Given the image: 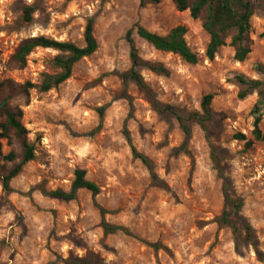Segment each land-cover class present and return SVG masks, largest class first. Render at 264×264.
Segmentation results:
<instances>
[{"label": "clouds", "instance_id": "clouds-1", "mask_svg": "<svg viewBox=\"0 0 264 264\" xmlns=\"http://www.w3.org/2000/svg\"><path fill=\"white\" fill-rule=\"evenodd\" d=\"M21 2L28 8L37 4ZM14 3L0 0V37L11 42L9 52L18 44L36 45L24 53L35 68L27 73L9 70L6 53L0 56V81L12 77L22 89L25 81L31 83L7 106L17 112L18 123L23 109L28 128L24 140L33 159L23 163L14 130L5 136L0 127V168L20 167L7 190L5 172H0V264H69L70 252L81 261L93 253L98 264H260L253 242L264 253V144L255 153L245 147L254 140L256 117L249 113L259 97L253 91L240 103L235 78L239 72L254 80L262 77L252 71L250 61L237 71L238 45L231 36L224 45L229 56L219 63L199 70L181 66L169 78L140 73L161 106L203 116V95L215 94L216 111L227 116L222 128L210 132L194 123L189 137L175 116L162 120L142 93L133 92L131 103L114 95L132 67L128 32L140 39L144 18L157 15L152 5L141 7L142 0H72L62 10L68 0H40L31 20L23 21L22 13L10 8ZM47 16L52 24H45ZM90 20L107 54L91 58L81 79L74 73L57 83L65 69L55 61L70 53L44 48L40 38L68 42L72 35H82ZM252 20L257 33L264 31V14L254 13ZM151 30L168 35L155 22ZM211 43V33L205 34L200 51ZM137 48L144 59L158 58L146 54L154 53L147 41ZM97 78L103 83L94 87L90 81ZM101 108L106 119L98 112ZM258 115L264 121V107ZM6 119L0 115V124ZM238 133L245 139L235 138ZM13 152L14 159H4ZM58 190L62 196L50 195ZM74 193L75 198L65 199ZM224 213L248 224L252 239L239 225L234 231L221 224ZM203 221H209L207 227Z\"/></svg>", "mask_w": 264, "mask_h": 264}, {"label": "trees", "instance_id": "trees-1", "mask_svg": "<svg viewBox=\"0 0 264 264\" xmlns=\"http://www.w3.org/2000/svg\"><path fill=\"white\" fill-rule=\"evenodd\" d=\"M174 8L177 11H189V15L193 19H197L200 14L204 11L206 16L203 19L202 27L207 33H211L212 35V43L207 46L205 50V56L211 60L213 59L215 53L218 48L225 44L226 37L232 33L231 42L233 45H238V50L236 56L234 57L238 61H242L245 56L249 53L250 48L246 43V37L250 31V17L253 14L252 4L248 0H171ZM257 3H263L262 0H254ZM157 3L158 0H142L141 6L145 5V3ZM32 8H28L26 6L22 7L23 17L26 21L31 19ZM93 21H88L86 27L83 32V46H78L72 42H60L57 40H47L45 38H40V45L44 48L55 47L60 48L62 50L70 53L67 57L60 56L57 57L55 63L56 65H63L65 69V73L62 77H59L57 83L60 81L67 80L72 72L73 65L78 62L83 57L91 55L97 48V41L93 34ZM185 27L178 25L171 28L168 31L167 36H161L157 33L151 32L144 28L143 26L139 27L138 36L143 41H147L151 47L155 50L170 52L178 55L183 61L188 64H195L197 62V55L190 50L185 39ZM32 40H36V37H32ZM128 43L133 45L132 50L130 52L129 59L132 62V67L123 74V81L127 78L131 79L137 86L141 89L145 90L148 93L150 98V102L152 107L157 112H169L173 114L176 119L180 122L183 131L190 136V126L188 124V120H195L199 123L203 128L205 127V122L208 121L212 116L211 111V100L213 95L211 93L205 94L202 97L201 107L204 110V115L200 116L199 113L193 112L189 113L187 119L177 115L174 112L173 107L170 105L161 106L156 103L154 97L150 95L147 91L146 86L141 78V76L137 72V68L140 66H145L148 69L157 72L162 75H167V69L161 64H150L146 61H142L137 54L134 42L131 38V32H128ZM36 47V45L32 43L26 44H18L16 48L13 50L15 54L10 55L9 63L14 68L21 69L26 66L27 60L25 59L24 53L29 49ZM236 82L240 84L243 88L238 93L239 98H244L252 91H256L259 97V100L254 104L252 109V114L256 117L253 122V137L254 141H264V128L261 129L259 127V123L261 121V117L258 115L260 109L264 107V80H254L248 79L243 76H236ZM7 81L0 82V98L3 99V105L0 106V115H4L7 117L6 121L0 124V127L4 128L3 135H9L10 130H14V135L16 136L17 141L19 142L21 148L22 162L27 163L29 160L33 159L32 150L27 145L24 140V135L27 133L28 129L22 123L23 111L19 109V123L17 122V112L8 108L7 101L12 98L10 93L4 94V91L8 87ZM31 87L30 81H25L23 89L19 86L20 91ZM262 87V88H261ZM121 98L129 99L131 103V98L129 95L122 92ZM104 108L98 109V112L103 117ZM124 134L129 136V132L125 129ZM238 139H245L243 133H238ZM11 143V140H9ZM252 144V140L245 146L246 148L250 147ZM16 153H10L8 156L4 157L6 160H12L15 158ZM20 171V167L16 166L11 170L5 171L4 175V187L8 189V180L15 176ZM78 176L82 175L81 173L77 174ZM77 185H81V181H77ZM83 187L91 188L94 192L100 191L96 189L94 185H82ZM50 195L62 196L63 193L59 190L57 192H53ZM75 198V193L73 197H65V199H73ZM221 224L230 225L234 231H238L239 227H243L248 233V239L252 234L251 227L246 223H240L239 221H232L229 219L228 214L224 213L220 218ZM97 258L93 255H88L84 258V260H79V258L70 257L69 264H97Z\"/></svg>", "mask_w": 264, "mask_h": 264}, {"label": "rangeland", "instance_id": "rangeland-1", "mask_svg": "<svg viewBox=\"0 0 264 264\" xmlns=\"http://www.w3.org/2000/svg\"><path fill=\"white\" fill-rule=\"evenodd\" d=\"M191 1L192 0H190V2ZM248 1H250L252 4L253 14L254 13L264 14V4L263 3H257L254 0H248ZM71 3H72V0H68V3L63 6L62 10H67L68 6ZM149 4L152 5L156 9L157 15L155 16V18H153L152 16L144 18L143 27L146 28L147 30L151 31V32H154L151 30V26L154 22L158 24L160 29L167 30V31H169L171 28L178 26V25L184 26L185 27L184 39H185L188 47L190 48V50L197 55V62L195 64H188L185 61H183L178 55H176L174 53L158 51V50H155L153 47H151V48L154 49V53H146V54H152L158 58L157 59H144V56L139 54V49L137 48V45L143 43L144 41L142 39L135 40L132 33H131V38L134 42L137 54L140 57V59H142V61H146L150 64H161L168 71L167 75H162V74H159L157 72H154V71L148 69L145 66H140L137 68V72L139 75L141 72L146 71V72L152 73L157 78H169V77H172L175 75L174 69L179 68L181 66H189L193 69L199 70L202 65L204 67H209L213 64L214 61L219 63L220 60H224L229 56L228 49L226 47H224L225 44L218 48L213 59H211V60H209L205 56V51H203V52L200 51V46L204 43V36H205V34H207V32L202 27L203 19L206 16V13L204 11L200 14V16L197 19H193L190 17L188 10L181 11V12L177 11L174 8L171 0H158L157 3L147 2V3H145V5H143L141 7H145ZM23 6L24 5L22 4L21 0H15V3L10 5V8H12L16 11H20L22 13V7ZM37 7H40V0H37V4L32 7V9H33L32 11H34L35 8H37ZM253 14L250 17V31L246 37V43L249 46L250 51L242 61H238L234 58V62L238 65L237 71H239L240 68L244 67L245 63L250 61L252 66H253L252 71H254L257 74H260L262 79H259V80L262 81V80H264V31L257 33V29L254 27V22L252 20ZM22 20L26 21L23 17V13H22ZM44 22H45V24H52L53 23L52 17H50V16L44 17ZM65 23H71V20H69ZM84 28L82 30V35H72L71 39L68 42H72L78 46H83L84 45V41H83ZM14 30L15 29H12V31H14ZM49 30L51 31V29H49ZM154 33H157V32H154ZM93 34H94V37L97 41L96 50L91 55L83 57L82 59H80L78 62H76L73 65L72 72H71L70 76H72L74 73L78 74L76 76L77 80L81 79L82 77H84L85 75L88 74L87 73V66L92 62L91 58H94V57L99 58V57H103L104 55L107 54L105 49H104V45L102 43L100 33L94 25H93ZM229 36H232V33H230L226 37V39ZM226 39H225V43H226ZM10 43H11L10 41H6L3 37H0V56H4L7 53L8 56L10 57V55L12 54V52L8 51V46ZM168 65H172V67H168ZM7 67L11 71L19 70V71H23V72L27 73L29 71V69L34 70L35 65H33L31 63V61L27 60L26 66L21 68V69H18V68L12 67V65L9 63V60H8ZM105 75H108V74H105ZM115 75L117 76V78H120L119 73H115ZM204 75L206 77L208 74L205 73ZM238 75L243 76V77L248 78V79H252L251 76H248L246 74V72H239ZM97 80L99 82H97ZM97 80L90 81V83L94 87H99L100 84L103 83V80H100L99 78H97ZM4 81H7V83L9 82L8 87L4 91V94L10 93L13 96V95L20 92V88H19L20 85L18 84L16 79L9 77V78L4 79L3 81H0V82H4ZM65 81L67 82L68 79ZM193 83H195V82H193ZM225 83H229V82L225 81ZM144 84L146 86L147 91L150 93V95H152L154 97V93L152 92V90L148 87V85L145 82H144ZM238 85L241 87V89L243 88L240 84H238ZM133 86H135V87H133ZM123 91H125V93L130 96L131 102H132V98H133V92L142 93L143 94V97H142L143 100L145 102H150V98L148 96V93L145 90L141 89L139 86H137L129 78L125 79L123 81L121 88L114 92L115 97L121 98V94ZM222 91L226 92L228 90L222 89ZM252 93H253V91L250 92L248 95H246L244 98H239L238 94H237V99L240 103H243L247 100V98ZM255 93L258 96L256 91H255ZM211 94L213 95V98H212L211 104H210L212 116L208 121L205 122L204 129L208 130L210 132H217L218 130H220L222 128V122L224 119L227 118V116L225 113L216 111V106L214 105L215 94L214 93H211ZM29 103H31L30 100H29ZM170 106L173 107L172 105H170ZM253 106H254V104L252 105V109H253ZM173 109L177 115H180L181 117H183L185 119H187L189 113L195 112V111L187 112L185 110L179 109L178 107H173ZM22 111H23V109H22ZM157 113L159 114L160 118L162 120H165V121L169 120V118L171 116H174L173 114H171L169 112H157ZM249 114L253 115L252 111ZM217 117H219V118H217ZM102 119H106L105 110H104ZM21 121H22L23 125L27 128V126L24 124V112H23V116H22ZM194 123H197V122L193 119L188 120V124L190 126V136H191V127ZM259 127L261 129L264 128V121H262V119L259 123ZM101 135H103V133H101ZM129 135L131 138L130 132H129ZM261 144H264V141L252 140L251 146L246 148V149H250L251 151H253L255 153V152L259 151ZM5 171L6 170L0 168V172H5ZM232 221H236V220L233 219ZM203 223H204L205 227H207L209 221H203ZM252 233H253V230H252ZM251 239H252V234L249 237V240H251ZM258 243H259L258 241L253 242V248L255 249L256 259L260 262V264H264V253L260 252L259 249L257 248ZM76 246L80 247V243L77 242ZM88 255L96 256L93 253H89ZM158 255H159V252H157V256ZM70 257H73L71 252H70Z\"/></svg>", "mask_w": 264, "mask_h": 264}]
</instances>
